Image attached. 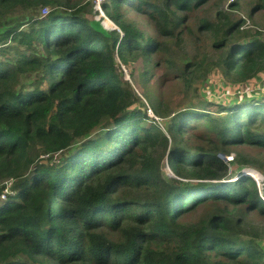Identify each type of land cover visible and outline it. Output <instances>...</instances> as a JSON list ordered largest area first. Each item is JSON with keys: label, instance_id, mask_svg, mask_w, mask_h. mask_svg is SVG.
I'll list each match as a JSON object with an SVG mask.
<instances>
[{"label": "trees", "instance_id": "1", "mask_svg": "<svg viewBox=\"0 0 264 264\" xmlns=\"http://www.w3.org/2000/svg\"><path fill=\"white\" fill-rule=\"evenodd\" d=\"M240 1L199 18L217 58L168 60L162 82L186 89L214 66L238 91L264 74V39L230 14ZM253 1V11L264 7ZM208 2L107 0L116 26L107 31L86 15L89 0H0V19L33 12L27 28L0 30V53L9 41L24 50L0 59V186L12 179L14 191L0 198V264H264V226L250 229L247 219L264 218V186L242 172L264 175V160L237 149L264 153V101L198 100L203 107L178 109L163 131L116 68L138 57L151 64L167 41L179 45L190 14ZM129 11L165 41L147 37ZM152 108L166 113L164 102ZM231 150L228 162L218 156ZM165 158L173 178L163 175ZM199 208L206 212L187 220Z\"/></svg>", "mask_w": 264, "mask_h": 264}, {"label": "rangeland", "instance_id": "2", "mask_svg": "<svg viewBox=\"0 0 264 264\" xmlns=\"http://www.w3.org/2000/svg\"><path fill=\"white\" fill-rule=\"evenodd\" d=\"M229 1L231 0H209L208 3L201 5L195 12L191 13L187 20L188 29L183 30L180 44L173 45V40L167 41L170 42V49L156 54L153 57L151 64L145 62L141 57L136 58L134 61H129L128 65L120 64L117 61V72L121 74L124 80H127L130 83L131 88L141 98V101L145 106H149L153 110V103L158 101L165 103L166 113L163 116H159V120L156 121L157 123L160 122L157 124L160 128L163 126V129L161 128L163 131L167 122L173 118L178 109H183L189 106L198 108L203 107L197 104L198 100L207 99L224 101L228 98H232V101H240L242 97H244L245 99H260L264 101V74L257 78L253 83H244L238 91L232 86L226 85L220 70L214 66L210 69L206 78L193 82V84L186 89L183 88V85L178 79L167 77L165 82L161 81L165 71V65H169L167 62L168 60L176 61L177 65H181L182 63L190 62L194 58L203 59L204 61L209 62H212L217 58V54H219L221 50L212 47V39L208 37L206 33L198 30V21L199 18L215 19L216 12L218 10H226ZM251 1L252 0L240 1L238 7L231 11V17L235 20L240 18L243 19L247 22L244 31H248L249 33L258 31L260 36L264 39V7L253 11L252 8L255 1L252 3ZM89 2L91 3L90 0ZM90 5H92V3ZM91 10L92 11H90L89 6L85 13L87 16L90 17L91 15L94 18L92 6ZM41 13V10L40 12H36L37 15H41ZM31 14H33V12L30 9H27L18 10L7 15L3 19H0V30L3 27L12 25L14 22H21L23 23L22 28H27L26 22ZM128 16L133 19L137 27L141 29L147 37H153L156 41H165L159 32L155 30L153 21L146 15L135 11H129ZM109 21L112 23L111 29H113L112 27L116 29L113 22L110 19ZM4 48H6L5 52L0 53L1 60H13L15 59L16 54L24 52L22 47H19L16 43L10 41L4 45ZM130 72L132 73L131 76L129 75ZM33 79L34 74H26L22 79V85L25 87L29 86ZM237 92H239V94ZM210 109L216 110V105L211 106ZM258 131H262V129H258ZM237 149L240 151L242 150L249 156L263 157L264 160V153L258 155V149L248 147H244L243 149L238 147ZM192 150H194V148H192ZM231 151L229 157L235 154V150ZM59 156L60 154L57 153L53 155L52 158L57 160ZM45 158L42 159L44 160ZM222 160L224 161V158ZM234 167L235 164L231 165V169H234ZM161 168L165 177H174L173 173H171L167 166L166 158L163 159ZM130 194L133 193L131 192ZM204 212H206L205 208H199L197 211L190 214L187 220H196L201 217ZM247 219L249 221L250 229L261 230L264 226V218H259L255 212L249 213ZM261 238H264V234H262L261 237H258V239ZM259 243L264 245L263 240Z\"/></svg>", "mask_w": 264, "mask_h": 264}, {"label": "built area", "instance_id": "3", "mask_svg": "<svg viewBox=\"0 0 264 264\" xmlns=\"http://www.w3.org/2000/svg\"><path fill=\"white\" fill-rule=\"evenodd\" d=\"M90 1L92 3L91 6L94 11V19L97 20L104 29L110 30L112 23L109 21V18L106 16L105 12L102 9V4L104 0H90ZM49 10L50 9L48 7H43L41 9V12H42L41 16H45L49 12ZM246 25H247V22H244L241 28H245ZM112 28L114 29V27ZM146 115L152 123L154 124L160 123V122L158 123L156 122L157 120H159L160 117L157 116L149 106L148 107L146 106ZM161 128L163 129V126H161ZM218 156L221 159L224 158L225 162L226 161L228 162L233 158V155H231V157L229 156L225 157L226 155L219 154ZM242 172L244 174H247V173L250 174L251 178L254 180L259 190L261 189V187L264 186V175L260 171L250 167V168H244ZM12 182H13L12 179H7L1 184L0 186V198L1 199L4 198L6 194H14V191L11 190ZM260 195L264 199L262 193H260Z\"/></svg>", "mask_w": 264, "mask_h": 264}, {"label": "bare ground", "instance_id": "4", "mask_svg": "<svg viewBox=\"0 0 264 264\" xmlns=\"http://www.w3.org/2000/svg\"><path fill=\"white\" fill-rule=\"evenodd\" d=\"M247 176L251 177L249 173L246 174Z\"/></svg>", "mask_w": 264, "mask_h": 264}]
</instances>
